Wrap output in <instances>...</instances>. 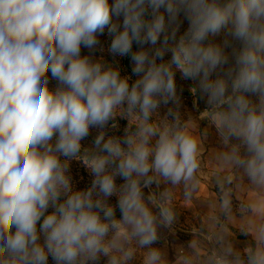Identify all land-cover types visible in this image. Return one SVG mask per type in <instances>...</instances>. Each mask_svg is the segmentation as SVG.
Wrapping results in <instances>:
<instances>
[{
	"label": "clouds",
	"instance_id": "obj_1",
	"mask_svg": "<svg viewBox=\"0 0 264 264\" xmlns=\"http://www.w3.org/2000/svg\"><path fill=\"white\" fill-rule=\"evenodd\" d=\"M105 32L134 81L94 56ZM177 73L196 82L222 147L207 174L212 212L169 260L154 245L174 231L175 191H200L207 138L180 111ZM117 118L123 136L108 134ZM233 228L251 237L242 249ZM49 258L264 264V0H0V264Z\"/></svg>",
	"mask_w": 264,
	"mask_h": 264
},
{
	"label": "rangeland",
	"instance_id": "obj_2",
	"mask_svg": "<svg viewBox=\"0 0 264 264\" xmlns=\"http://www.w3.org/2000/svg\"><path fill=\"white\" fill-rule=\"evenodd\" d=\"M187 27V22L181 28V32L185 30ZM107 33V32H106ZM108 38V36H105ZM214 42H219L221 37L213 38ZM109 40L106 42H101V46L104 48V51H99V47L94 53L96 58L103 57L106 62L118 64L120 68L121 75H128L131 77V80L134 81L137 77L132 73V68L134 67L132 61L130 63V70L122 68L121 66L124 65L125 60L127 57H120V56H112L108 52V48L110 46ZM144 48L150 47L149 45H144ZM140 50V47L136 48L134 51ZM82 54H89L88 50L82 49ZM168 58V57H166ZM121 59V60H120ZM131 82V81H130ZM176 83H177V93L180 96L181 107L180 111L185 119L189 116L196 121L198 124V131L200 133H204L205 130L207 131V138L205 140V149L206 153L203 157V170L205 173V177L201 179L200 184V191L196 194V198L193 200H184L181 197L180 190L177 189L175 191V201L174 206L177 210V221L173 226L174 231H170L166 228L160 229V236L161 239L158 241L154 247H160L167 251L168 259L174 260L176 254V248L179 246H183L187 248L188 242L192 239L191 236V229L194 226H198L201 219H204L205 222L207 221V216L211 214L212 209L207 207L206 204L203 203V200L206 198L215 199L216 194L211 191H218L216 188H212L209 190V181L207 179V174L211 173L214 169V164L211 162V151L215 149H220L222 147L218 134L215 130L214 125L209 123L207 113H203L206 108V101L201 99L199 91L195 94L191 91L192 88L196 87V82L191 80H184L181 78L180 74L177 73L176 75ZM172 105L169 104L167 106L162 105L160 108V114L163 116L168 107ZM115 123L118 125L116 129L109 128L108 134L109 135H117L123 136L124 128L127 126V121L117 118ZM97 134V130H92L91 134L85 141L82 143L85 147H90L92 145V141ZM71 174L73 177V182L77 188H86L90 185L92 176L89 174L88 170L84 167L82 162L80 161H72L71 163ZM123 181L120 178H117V183H122ZM163 185L161 186V190ZM152 189L155 190V185L152 186ZM145 195L149 194V189H144ZM110 203L115 204L116 198L111 197L109 200ZM119 209H117V216H119ZM233 231V230H232ZM235 233V243L238 248H243L249 242H245L247 237L243 234H239L236 231ZM105 259L101 260V264H105ZM49 264H52L51 258H49ZM136 264H140V260L136 261Z\"/></svg>",
	"mask_w": 264,
	"mask_h": 264
},
{
	"label": "trees",
	"instance_id": "obj_3",
	"mask_svg": "<svg viewBox=\"0 0 264 264\" xmlns=\"http://www.w3.org/2000/svg\"><path fill=\"white\" fill-rule=\"evenodd\" d=\"M105 36H108V34L105 32V34L104 35H102V36H100L99 37V39H100V41L101 42H103V41H107V40H109V41H111V37H109L108 36V38H105ZM138 47H140V46H138V45H136L135 43H134V45H133V51L136 49V48H138ZM85 51L87 50V49H84ZM125 57H127V59L125 60V62H124V65H126V66H121L122 68H125V69H128V71L130 70L129 68H130V63H131V58H130V56H125ZM124 57V58H125ZM121 60V59H120ZM118 65V64H117ZM198 92V91H197Z\"/></svg>",
	"mask_w": 264,
	"mask_h": 264
},
{
	"label": "crops",
	"instance_id": "obj_4",
	"mask_svg": "<svg viewBox=\"0 0 264 264\" xmlns=\"http://www.w3.org/2000/svg\"><path fill=\"white\" fill-rule=\"evenodd\" d=\"M233 231H236L237 233L241 234L237 229L233 228L232 229ZM247 237V240L245 242H250L251 241V237L250 236H246Z\"/></svg>",
	"mask_w": 264,
	"mask_h": 264
}]
</instances>
